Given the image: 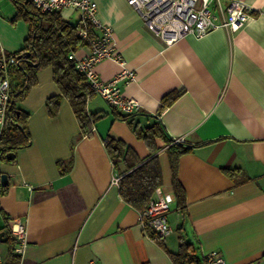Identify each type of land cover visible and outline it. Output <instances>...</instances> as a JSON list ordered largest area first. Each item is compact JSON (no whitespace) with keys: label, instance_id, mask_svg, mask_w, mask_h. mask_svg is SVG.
<instances>
[{"label":"crops","instance_id":"1","mask_svg":"<svg viewBox=\"0 0 264 264\" xmlns=\"http://www.w3.org/2000/svg\"><path fill=\"white\" fill-rule=\"evenodd\" d=\"M93 1L95 17L111 27L121 57L105 58L94 70L105 80L131 70L134 79L122 90L140 104L130 113L133 124L145 130L158 123L166 138L183 137L181 145L189 148L176 169L183 205L172 188L165 138L154 137L152 149L95 93L87 100L88 112L96 114L88 135L67 99L50 115L46 101L60 90L45 66L17 101L29 112L28 142L0 157V176L8 180L0 185V232L9 235L8 218L22 219L23 264H175L170 254L182 238L197 258L216 249L227 264H264V0H243L252 9L237 28L186 34L170 44L127 0ZM58 12L67 21L80 20L71 8ZM27 36L0 11V49L18 52ZM88 52L86 44L75 54ZM13 78L14 68L12 89ZM170 93L176 97L164 101ZM106 139L131 150L129 163L157 155L158 188L175 196L167 214L172 231L164 238L145 234L139 211L122 198L126 161L110 155Z\"/></svg>","mask_w":264,"mask_h":264},{"label":"built area","instance_id":"2","mask_svg":"<svg viewBox=\"0 0 264 264\" xmlns=\"http://www.w3.org/2000/svg\"><path fill=\"white\" fill-rule=\"evenodd\" d=\"M29 2L40 13H51L71 8L79 11L80 20L89 21L97 31L89 36L86 28L79 31V36L88 41L89 52L83 56H76L71 51L68 57L74 61L75 67L88 80L92 92L104 98L115 110L123 114H130L140 110L139 102L127 96L122 86L134 79L133 72L122 68L110 79H102L94 70L95 65L109 57L121 60L114 51V38L110 26L101 23L96 17V4L93 0H23ZM127 0L142 21L166 44H170L186 34L199 37L217 28L234 29L239 27L251 6L243 0ZM18 64L17 52H5L0 49V131L5 124L10 102L12 101V86L10 70ZM174 143L184 142L183 137L172 138ZM108 140H104L106 144ZM120 178L113 176L112 182L118 184ZM155 197L150 199L147 206L139 211V224L145 234H154L164 238L172 228L167 214L175 196L172 192L157 189ZM7 231L13 241V252L19 255L26 245L27 229L19 217L7 219ZM199 264H227L219 250L204 252L199 258ZM0 264H5L0 253ZM248 264H254L250 262Z\"/></svg>","mask_w":264,"mask_h":264},{"label":"trees","instance_id":"3","mask_svg":"<svg viewBox=\"0 0 264 264\" xmlns=\"http://www.w3.org/2000/svg\"><path fill=\"white\" fill-rule=\"evenodd\" d=\"M17 1L25 9V15H34L36 22L29 28L24 47L17 52L18 64L14 67L15 83L12 89V101L5 124L0 131V157L4 153L13 155V150L28 142L29 112L18 106L17 101L34 83L35 73L45 66L51 67L53 78L60 90L59 94L48 97L46 101L48 113L52 116L56 115L61 99H67L79 120L82 131L87 135L90 134L93 119L96 118L95 113L90 114L87 110V100L93 93L90 84L84 74L75 67L74 61L68 57L69 52L88 44L87 40L79 36L81 29L86 28L89 36L95 35L92 23L82 20L67 21L58 11L40 13L29 2ZM175 97L176 94L170 93L164 97V101ZM132 117L133 114L118 113V118L127 121L135 134L152 149H154V137L156 136H163L168 142L172 188L178 205L182 206L184 193L176 177V169L179 156L187 152L189 148L181 143L172 142L173 139L166 138L158 123L146 127L145 130L137 128L133 124ZM122 145V142L113 140L106 143L112 157H123L126 161L127 172L120 181V194L127 203L140 211L147 206L155 190L162 185L161 167L157 155L141 163L138 161L129 163L126 155L131 153V150L124 149ZM150 234L154 238L161 239ZM6 241H10L9 235ZM189 246L190 244L182 238L178 251L170 254L175 264H199L198 258L189 250ZM12 247L13 244L9 245L4 258L5 264L19 263V255L13 252Z\"/></svg>","mask_w":264,"mask_h":264},{"label":"rangeland","instance_id":"4","mask_svg":"<svg viewBox=\"0 0 264 264\" xmlns=\"http://www.w3.org/2000/svg\"><path fill=\"white\" fill-rule=\"evenodd\" d=\"M1 14L10 23L15 31L23 28L29 33V28L34 24V15H25V9L17 0H3L0 3ZM9 248V242H0V253L5 258Z\"/></svg>","mask_w":264,"mask_h":264},{"label":"water","instance_id":"5","mask_svg":"<svg viewBox=\"0 0 264 264\" xmlns=\"http://www.w3.org/2000/svg\"><path fill=\"white\" fill-rule=\"evenodd\" d=\"M8 183L6 174H2L0 176V185L4 186ZM0 240L5 241L7 240V235L4 231L0 232Z\"/></svg>","mask_w":264,"mask_h":264}]
</instances>
